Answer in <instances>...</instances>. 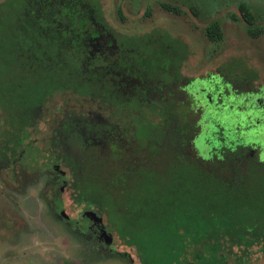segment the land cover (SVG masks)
Returning <instances> with one entry per match:
<instances>
[{
	"label": "trees",
	"instance_id": "16d2710c",
	"mask_svg": "<svg viewBox=\"0 0 264 264\" xmlns=\"http://www.w3.org/2000/svg\"><path fill=\"white\" fill-rule=\"evenodd\" d=\"M20 2L11 39L17 60L36 72L37 82L50 83L51 91L28 109L32 131L19 132L5 161L8 169L15 163L52 183L59 177L62 192L51 183L46 187L51 211L64 209L68 192L77 208L71 219L83 229V212L98 211L107 229L134 250L138 264L242 263L253 251L263 253L264 161L250 156L238 140L205 161L190 158L185 146L195 131V114L180 88L187 80L179 75L178 60L186 54L180 44L157 30L118 36L97 0ZM160 6L180 13L169 4ZM237 10L239 18L231 19L244 23L249 38L264 35V25H256L245 4ZM204 36L219 43L218 22L207 25ZM216 73L229 83V97L253 89L247 75L228 79ZM67 95L84 105L68 106ZM130 103L146 114L126 110ZM233 107L225 121L228 141L238 137L230 128L238 118L228 125L229 112L238 113ZM145 118L147 126L136 129L132 121ZM80 120L83 126L76 125ZM94 133L95 144H82Z\"/></svg>",
	"mask_w": 264,
	"mask_h": 264
},
{
	"label": "rangeland",
	"instance_id": "374dc122",
	"mask_svg": "<svg viewBox=\"0 0 264 264\" xmlns=\"http://www.w3.org/2000/svg\"><path fill=\"white\" fill-rule=\"evenodd\" d=\"M20 1L0 0V264H138L134 250L123 246L114 232H110L111 240H107L108 247H104L98 239V236L102 237L101 233L80 232L58 218L48 203L50 196L46 185L50 182L45 174L37 175L20 164L15 167L14 163L12 170L5 165L16 147L19 132L30 130L32 117L28 109L33 104H40L34 99L43 101L42 97L51 91L50 83L37 82L36 72L27 70L17 60L11 39ZM97 2L104 21L118 36H140L157 30L166 35L167 41L178 42L186 53L178 60L182 65L179 69L182 77L200 78L220 71L231 79L232 75L244 74L250 77L253 89L264 88V35L251 39L245 34L244 23L231 19L232 15L239 18L237 7L245 4L254 15L256 25H264V0ZM161 3L178 8L180 13L164 11ZM214 21L220 27L222 39L219 43L210 42L204 36L205 27ZM161 39L162 36L159 43ZM130 43L136 45V39H131ZM176 64L177 60H174L175 67ZM243 80L247 83L248 78ZM65 99L70 107L84 105L80 98L67 95ZM55 103L63 104L62 100H55ZM126 110L137 108L130 103ZM140 111L146 114L142 108L137 110ZM237 118H240L238 113L229 112L228 125ZM132 123L136 129H142L148 120H133ZM251 139L250 135L246 141ZM198 156L208 158L202 148L198 149ZM63 197L66 201L64 215L74 217L77 208L69 193L65 192ZM102 219L105 224L104 217ZM227 264H264V252L253 251L246 261L240 263L232 259Z\"/></svg>",
	"mask_w": 264,
	"mask_h": 264
},
{
	"label": "flooded vegetation",
	"instance_id": "af4514ba",
	"mask_svg": "<svg viewBox=\"0 0 264 264\" xmlns=\"http://www.w3.org/2000/svg\"><path fill=\"white\" fill-rule=\"evenodd\" d=\"M181 67L182 65L180 66V70ZM183 77L187 80L180 84L181 92L183 93V97L184 95L186 98L188 97L185 103L191 104V108L195 114V131L191 135L188 145L185 146L186 152L190 158H198L199 160L205 161L206 159H202L198 156V149L202 148V150L211 157L213 151L220 148L223 149L229 143L233 144L238 140L241 142V145L247 149L250 156L255 157L259 162L264 161V88L258 86L255 87V89L246 90L244 95L236 99L233 96L229 97V83L221 79L220 74L216 72H212L200 78H188L184 75ZM128 81H132L131 77L128 78ZM162 84L163 79L160 75L158 85L162 87ZM228 107H233L235 111L240 114V118H238L237 122L230 127L238 135L237 139L232 141H228L227 136L229 129L225 122L227 120ZM59 117L70 118V116L65 115ZM141 117L142 116H135L137 119ZM162 118L163 115H160L156 119L161 126ZM81 123L82 121L80 120L79 124L76 123V125L83 126ZM130 124L131 122L129 125ZM68 125H71V123H68ZM97 135V133H94L91 137L86 136V139L82 140V144H87L88 140H91L92 144H95L94 140L97 138ZM250 135L252 136V141L248 142L246 139H248ZM24 144H27V141H25ZM32 146V144L29 145L27 149L31 151ZM59 180V177H55L54 183H52V179L50 183L57 186L59 191L62 192L64 184L60 186L59 182L61 181ZM49 206L52 208V205L49 204ZM63 212V209L55 210V214L58 218L80 232L89 234L93 232L98 235L103 232L109 235L111 234L106 227V223H102V218L104 216L96 210H87L83 212L85 217L83 229L77 221L71 219L72 217L65 216ZM88 212L93 213L97 219H91V216L86 215ZM98 239L102 246L108 247L106 245L107 238L98 236Z\"/></svg>",
	"mask_w": 264,
	"mask_h": 264
},
{
	"label": "water",
	"instance_id": "95a60500",
	"mask_svg": "<svg viewBox=\"0 0 264 264\" xmlns=\"http://www.w3.org/2000/svg\"><path fill=\"white\" fill-rule=\"evenodd\" d=\"M86 215L91 216V219L92 218L97 219V217H95V215L93 213H91V212L86 213ZM95 223H98V222H95ZM102 236L105 237V238H107L109 241L111 240L110 239V235H107L105 232L102 233ZM106 245H108V243H106Z\"/></svg>",
	"mask_w": 264,
	"mask_h": 264
}]
</instances>
